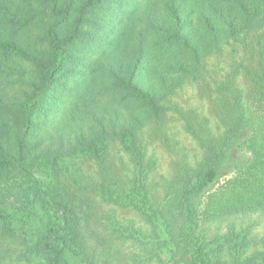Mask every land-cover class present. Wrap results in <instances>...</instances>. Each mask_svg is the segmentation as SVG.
<instances>
[{"label":"trees","instance_id":"obj_1","mask_svg":"<svg viewBox=\"0 0 264 264\" xmlns=\"http://www.w3.org/2000/svg\"><path fill=\"white\" fill-rule=\"evenodd\" d=\"M123 1L0 0V235L12 231L17 216L38 218L24 256L31 264H68V252L85 264L117 262V249L104 252L92 244L87 201L39 178L48 171L45 160L59 152L49 148L39 154L27 144L36 116L56 99L58 75L76 43L86 53L101 39L97 25L94 33L84 30L96 7L111 13ZM255 30H264V0H142L123 17L115 36L101 40L103 51L89 66L91 81L74 92L82 110L69 109L56 129L71 137L73 154L94 152L117 138L132 153L139 131L163 119L166 98L180 85L205 78L204 59L223 42L243 41ZM257 46L264 70V33ZM256 91L244 101L240 91L231 90L237 95L222 145L209 147L204 164L184 176L161 205L147 199L144 169L131 192L104 193L112 205L138 211L149 226L148 233L122 234L123 243L143 252L141 264H219L211 259L203 223L264 213V80ZM109 93L112 100L97 101ZM238 153L246 157L239 160ZM229 170L231 177L220 184ZM4 203L14 205L16 214L5 213ZM239 238L229 234L228 264H264V245L247 256Z\"/></svg>","mask_w":264,"mask_h":264},{"label":"rangeland","instance_id":"obj_2","mask_svg":"<svg viewBox=\"0 0 264 264\" xmlns=\"http://www.w3.org/2000/svg\"><path fill=\"white\" fill-rule=\"evenodd\" d=\"M141 1L124 0L106 14L96 7L97 15L90 17L84 30L94 33L97 25L99 34L95 36L101 39L94 42V50L86 53L81 52V43H76L77 47L67 57L58 75L54 90L56 99L50 110L36 116L35 129L27 144L39 154L48 153L49 148L59 152L45 160L48 171L38 173V176L45 183L59 187L63 193L87 201L85 223L94 240L92 244L96 242L104 252L117 249V262L113 264H141L143 252L132 242L123 243L122 234L125 230L148 233L150 228L138 211L112 205L103 197L104 193L131 192L139 170L144 169L148 171L147 199L155 207L161 205L168 194L178 190L184 176L204 164L209 147L222 145L230 129V109L237 95L231 90L240 91L238 97L248 101L264 80L261 47L257 46V39L264 30H255L243 41L223 42L204 59L205 78L180 85L176 93L166 98L163 119H152L139 131L132 153L126 151L119 138L100 144L94 152L71 153L74 142L66 133L60 135L56 126L69 109L82 110L83 102L77 100L74 92L82 81H91L89 66L103 51L101 40L115 36L123 17ZM89 8L92 13L95 7ZM112 97V93L103 94L97 101H110ZM236 157L240 160L246 154L238 153ZM228 172L220 184L231 177V170ZM2 210L16 214V207L9 203L2 204ZM38 214L42 216L40 210ZM38 225V218H14L12 231L0 235V264H31L24 256L30 251L31 235ZM202 227L211 259L219 264H228L231 232L240 236L247 256L260 251L264 245V213L261 212L234 216L223 222L203 223ZM66 261L68 264H85L72 252L66 254Z\"/></svg>","mask_w":264,"mask_h":264}]
</instances>
